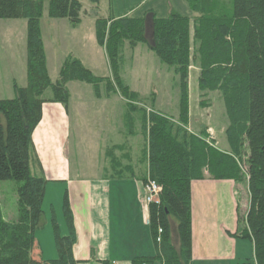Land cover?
<instances>
[{"label":"trees","instance_id":"16d2710c","mask_svg":"<svg viewBox=\"0 0 264 264\" xmlns=\"http://www.w3.org/2000/svg\"><path fill=\"white\" fill-rule=\"evenodd\" d=\"M89 1L96 4L99 0ZM187 1L196 14L192 18L174 12L166 17H156L152 12L143 17H115L110 13L96 17L95 39L104 50L109 75L96 76L80 60L68 56L52 80L40 31L43 0H0V19L26 22L27 78L25 86H16L13 98L0 99V181L19 183L16 219L5 221L0 209V264H77L66 197L63 213L68 234L61 235L51 218L56 257L43 260L33 254L35 232L43 226L47 180L42 175L34 176L30 169L32 132L41 120L42 104L67 107L66 85L72 81L89 84L95 97H100L103 89L107 95H120L126 102L129 134L134 133V114L140 112L145 138L142 162L147 165L142 181H155L160 191L158 203L148 205L154 255L136 257L133 264L155 260L161 264H190L191 182L203 179L205 172L212 179L246 182L249 201L244 232L252 241L255 264H264V0H232L229 13L214 0ZM84 11L78 0L48 1V17L65 18L72 25L80 22ZM140 43L146 44L177 77L176 116L155 109L154 98L149 99L148 106L135 104L142 99L126 84L121 72L125 47ZM194 59L199 66V91H218L225 105L228 151L207 140L206 128L198 133L188 128V78ZM172 217L176 220L177 249L171 243Z\"/></svg>","mask_w":264,"mask_h":264},{"label":"crops","instance_id":"0c3cea01","mask_svg":"<svg viewBox=\"0 0 264 264\" xmlns=\"http://www.w3.org/2000/svg\"><path fill=\"white\" fill-rule=\"evenodd\" d=\"M107 3L110 10L109 0ZM83 5L93 9L98 4L95 6L87 0ZM88 13L85 10L82 17L90 18ZM83 18L76 25L65 18L43 16L40 19L47 69L52 80L56 79L60 64L68 56L80 60L96 76L109 75L104 50L95 39V19L90 18L92 20L84 26L87 30H81ZM25 34V20L0 19V87L3 90L0 99L14 97L16 86L26 85ZM135 49L142 56L148 52L139 44ZM126 70V62H123L122 77L131 90L138 92L127 82ZM66 87L67 107L52 102L42 104L41 120L32 132L30 162L47 181L61 183L56 187L58 194L64 192L63 200L67 198L72 214L75 235L72 253L77 264H133L136 257L153 256L148 213L143 212L141 205L142 177L147 173V165L142 162L145 138L141 117L140 124L134 125V133L129 134L125 123L126 102L121 96L107 95L103 89L102 95L95 97L92 87L83 82L72 81ZM4 94L8 96L2 97ZM47 95L49 97V93ZM113 103L122 105L123 111ZM92 109L97 110L95 116L90 114ZM204 126L200 123L199 131ZM70 140L75 146H90L85 149L88 152L85 161L80 156L76 159L79 166L86 168V174L81 173L80 168L73 170L67 154ZM204 174L203 179L191 182L190 264H245L249 255L253 257L252 241L244 232L249 201L247 184L232 179H212L207 172ZM241 191L247 194L242 209ZM53 209L59 233L67 235L66 221ZM43 218L42 228L35 232L33 254L36 258L50 260L57 255L52 220H47L45 212ZM171 243L178 248L176 232L171 235ZM149 264L161 263L155 260Z\"/></svg>","mask_w":264,"mask_h":264},{"label":"rangeland","instance_id":"374dc122","mask_svg":"<svg viewBox=\"0 0 264 264\" xmlns=\"http://www.w3.org/2000/svg\"><path fill=\"white\" fill-rule=\"evenodd\" d=\"M48 1L43 0L42 16L48 17ZM81 4H85L87 0H78ZM89 1V0H88ZM197 1V0H196ZM217 2L224 13L231 12L232 0H214ZM90 2V1H89ZM110 10H108L107 0H100L96 3L93 9L85 8L83 5V10H86L90 14V18L96 19V17L107 16L114 14L116 17L123 15H128L130 17H143L147 13H154L156 17H166L170 12L178 13L181 15L193 17L196 14L192 11L190 4L187 0H109ZM195 2V1H194ZM91 3V2H90ZM92 4V3H91ZM85 12V11H84ZM85 16V17H84ZM83 23L81 25V30L84 26L89 23L92 19L87 18L84 15ZM49 18V17H48ZM81 18V20H82ZM52 19V18H51ZM194 44V43H193ZM192 44V45H193ZM136 46V45H135ZM134 47L128 46L126 53L124 52V62H126V80L134 87L138 92L140 98L139 102H136L138 106H148L150 103V98H154V108L162 111L163 113L171 116L177 115V103H178V88H177V77L174 72L165 64L161 63L152 51L149 50L148 46L145 44H139V46H144L148 51L145 56L139 53L138 49L134 50ZM151 52V53H149ZM199 74V66L194 59L189 67L188 78V89H189V130L192 132H200V123L205 124L207 127V140L214 144L222 150L228 151L229 146L225 139V129L228 125V119L226 116L225 105L223 103L222 97L218 91L213 92H200L198 89V80H195V75ZM104 87V85H102ZM49 92H51L48 89ZM0 92H3L2 87H0ZM136 92V91H135ZM204 94V96H202ZM5 95V94H4ZM8 95L2 96L7 97ZM120 96V95H119ZM117 94V97H119ZM13 98V97H12ZM122 100V99H121ZM204 102L203 104H200ZM93 104L94 102H90ZM97 103V101L95 102ZM102 104V103H100ZM115 104V103H113ZM115 108L121 106V112L123 111L122 105L115 104ZM95 109L90 110V114L95 116ZM119 113V110H116ZM100 114V113H99ZM135 124L138 125L140 112L134 114ZM99 122V120H97ZM202 128V129H203ZM100 131V129L98 130ZM76 144L73 140L68 143V157L71 160L73 170L76 169L81 173L86 174V168L84 166H79V161L76 162L78 157H82L85 161V156H87V147L90 146H75ZM75 149V150H74ZM30 169L34 176H40L39 171L35 168L34 164L30 162ZM18 182L14 180H4L0 181V209L2 211V216L5 219L14 221L16 219V188ZM56 181H47L45 189V197L43 201L42 210L45 212L47 220H51L53 211L55 208L58 216L65 220L63 213V193L58 194L57 185H60ZM242 184V182H241ZM242 186V185H241ZM244 196V198H243ZM247 194L245 191L240 192V207H244V200H246ZM53 207V208H52ZM12 217V218H11ZM44 220V218H43ZM176 220L171 218V235H174L176 230ZM43 230V229H42ZM41 230V231H42ZM40 231V230H39ZM245 261V264H255L252 255Z\"/></svg>","mask_w":264,"mask_h":264},{"label":"built area","instance_id":"2783aa9c","mask_svg":"<svg viewBox=\"0 0 264 264\" xmlns=\"http://www.w3.org/2000/svg\"><path fill=\"white\" fill-rule=\"evenodd\" d=\"M160 191V187L158 184L153 180H148L144 184V191L141 196V205L143 212L148 213V205L150 203H158V193ZM161 231L160 229L158 230ZM139 264H145V263H139Z\"/></svg>","mask_w":264,"mask_h":264}]
</instances>
